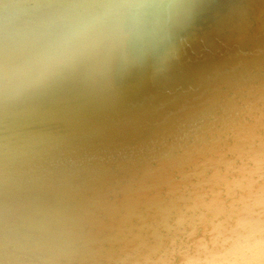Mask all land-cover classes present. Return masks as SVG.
Listing matches in <instances>:
<instances>
[{"label":"clouds","instance_id":"9594fccd","mask_svg":"<svg viewBox=\"0 0 264 264\" xmlns=\"http://www.w3.org/2000/svg\"><path fill=\"white\" fill-rule=\"evenodd\" d=\"M211 7L0 0V264H264V39Z\"/></svg>","mask_w":264,"mask_h":264},{"label":"bare ground","instance_id":"6f19581e","mask_svg":"<svg viewBox=\"0 0 264 264\" xmlns=\"http://www.w3.org/2000/svg\"><path fill=\"white\" fill-rule=\"evenodd\" d=\"M206 3L213 7L202 11L201 26L205 32L209 33L206 44L210 52L224 53L226 51L221 44L216 42V37L211 34V30L220 29L240 18L245 24L250 25L249 46L264 39V0H206ZM200 51L202 50H198L197 57H193L196 64H204L213 59L209 53H203L205 59H198ZM254 76L257 80L264 79V70H256Z\"/></svg>","mask_w":264,"mask_h":264}]
</instances>
